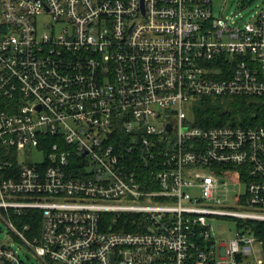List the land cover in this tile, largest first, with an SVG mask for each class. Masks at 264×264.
Returning a JSON list of instances; mask_svg holds the SVG:
<instances>
[{"label": "built area", "instance_id": "2783aa9c", "mask_svg": "<svg viewBox=\"0 0 264 264\" xmlns=\"http://www.w3.org/2000/svg\"><path fill=\"white\" fill-rule=\"evenodd\" d=\"M0 97V216L41 264H242L264 246V123L196 118L206 98L264 112V9L0 0ZM31 210L33 238L13 220ZM214 216L237 221L233 239ZM0 264L30 263L0 244Z\"/></svg>", "mask_w": 264, "mask_h": 264}, {"label": "rangeland", "instance_id": "374dc122", "mask_svg": "<svg viewBox=\"0 0 264 264\" xmlns=\"http://www.w3.org/2000/svg\"><path fill=\"white\" fill-rule=\"evenodd\" d=\"M215 13L223 12L225 15L231 13H240L245 21H249L252 16L261 12L264 9V0H213ZM232 98H225L223 100L231 101ZM240 114H236L235 120L241 121ZM19 159L21 163H34L39 158L32 150L27 149L19 152ZM244 191V188H240ZM221 209L231 210L230 207L224 206ZM9 221L0 216V244H12V246L19 250L21 257L30 264H41L33 253L25 246V244L15 238L12 230L7 224ZM208 222L214 228L217 239L220 242H228L233 239L235 233L239 230L237 221L232 218L222 217H208ZM242 264H264V246L259 243L254 246V256L246 258Z\"/></svg>", "mask_w": 264, "mask_h": 264}, {"label": "trees", "instance_id": "16d2710c", "mask_svg": "<svg viewBox=\"0 0 264 264\" xmlns=\"http://www.w3.org/2000/svg\"><path fill=\"white\" fill-rule=\"evenodd\" d=\"M225 98H206L203 99L196 107V118L199 125L204 126H218L223 124L238 125L236 114H240L242 117L241 125H260L264 112L261 104L256 99L252 98H232L231 101L223 100ZM8 101L5 98L0 97V111L8 109ZM55 141V139H50ZM13 220L17 227L24 230L26 226H29L31 230L26 231L29 238H33L35 235H39L41 231V212L40 211H26L22 216L13 217ZM253 229L255 230V236L264 239V223L263 222H251ZM127 231H131L132 228H125Z\"/></svg>", "mask_w": 264, "mask_h": 264}]
</instances>
